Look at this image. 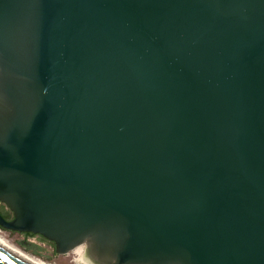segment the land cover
Returning a JSON list of instances; mask_svg holds the SVG:
<instances>
[{
    "label": "water",
    "instance_id": "95a60500",
    "mask_svg": "<svg viewBox=\"0 0 264 264\" xmlns=\"http://www.w3.org/2000/svg\"><path fill=\"white\" fill-rule=\"evenodd\" d=\"M0 202L90 264H264V0H0Z\"/></svg>",
    "mask_w": 264,
    "mask_h": 264
},
{
    "label": "rangeland",
    "instance_id": "374dc122",
    "mask_svg": "<svg viewBox=\"0 0 264 264\" xmlns=\"http://www.w3.org/2000/svg\"><path fill=\"white\" fill-rule=\"evenodd\" d=\"M0 234L3 235L12 244L18 246L22 250L29 254L40 257L52 264H90V256L88 254L85 244L79 245L81 247L80 254H77L75 249H72L65 254L56 255L54 244L42 242L37 237L28 239L30 243H34L40 247V255L33 254L31 251L24 249L20 245V241L25 239L21 232L0 230Z\"/></svg>",
    "mask_w": 264,
    "mask_h": 264
},
{
    "label": "bare ground",
    "instance_id": "6f19581e",
    "mask_svg": "<svg viewBox=\"0 0 264 264\" xmlns=\"http://www.w3.org/2000/svg\"><path fill=\"white\" fill-rule=\"evenodd\" d=\"M0 244L9 250L13 251L14 253L20 255L27 261H29L32 264H52L40 257H37L35 255L29 254L26 251L22 250L18 246L12 244L10 241H8L3 235L0 234ZM77 254H80L81 247L77 246L74 248Z\"/></svg>",
    "mask_w": 264,
    "mask_h": 264
},
{
    "label": "trees",
    "instance_id": "16d2710c",
    "mask_svg": "<svg viewBox=\"0 0 264 264\" xmlns=\"http://www.w3.org/2000/svg\"><path fill=\"white\" fill-rule=\"evenodd\" d=\"M25 237V239H23L22 241H20V245L26 249V250H29L31 251L33 254H36V255H40V247L34 243H30L29 241H27V238L28 237H32V236H35L37 237V239L39 241H42V242H47V243H51V244H54L53 242L45 239L43 236L39 235V234H33L31 232H23L22 233Z\"/></svg>",
    "mask_w": 264,
    "mask_h": 264
},
{
    "label": "flooded vegetation",
    "instance_id": "af4514ba",
    "mask_svg": "<svg viewBox=\"0 0 264 264\" xmlns=\"http://www.w3.org/2000/svg\"><path fill=\"white\" fill-rule=\"evenodd\" d=\"M0 214L7 220L13 217L10 209L3 202H0Z\"/></svg>",
    "mask_w": 264,
    "mask_h": 264
}]
</instances>
